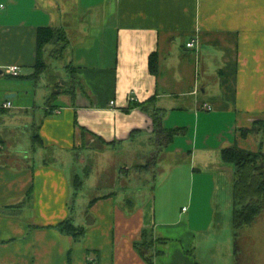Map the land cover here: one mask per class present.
<instances>
[{
    "label": "crops",
    "instance_id": "1",
    "mask_svg": "<svg viewBox=\"0 0 264 264\" xmlns=\"http://www.w3.org/2000/svg\"><path fill=\"white\" fill-rule=\"evenodd\" d=\"M43 27L65 30L79 83L45 106L38 126L42 144L38 150L32 145L36 154L16 151L4 155L10 159L6 162L0 156V264H195L173 235L183 221L173 206L180 195L178 172L169 174L159 207L158 186L163 185L158 174L151 179L154 193L132 197L126 172L121 190L111 188L87 200L77 198L69 154L96 140L129 148L154 138L152 117L130 109L132 98L154 100L165 110L163 127L181 131L164 150L157 142L137 172L158 168L174 150L176 159L185 157L177 162L188 166L184 180L194 182L211 169L215 180L227 172L233 183L234 167L222 160V149L236 146L264 154V0H0V76H9L4 71L15 65L20 78L24 74L35 81L37 34ZM179 37L194 54V86L183 93L160 91L161 69L175 56ZM192 40L197 42L188 48ZM20 90V83L0 82V103L5 102L1 95L16 97ZM180 98L188 101L178 104ZM204 103L211 109L204 110ZM187 120L194 123L193 132ZM201 121L205 138L199 143ZM190 132L193 149L178 147ZM4 142L0 139V145ZM46 148L57 149L52 162L44 155ZM181 205L188 208L191 223L198 202L189 197ZM67 219L86 226L80 242L57 228ZM144 230L148 236L141 235ZM136 242H146L145 256Z\"/></svg>",
    "mask_w": 264,
    "mask_h": 264
},
{
    "label": "rangeland",
    "instance_id": "2",
    "mask_svg": "<svg viewBox=\"0 0 264 264\" xmlns=\"http://www.w3.org/2000/svg\"><path fill=\"white\" fill-rule=\"evenodd\" d=\"M181 38L173 52L175 56L171 61L165 63L163 70L161 69L160 91L183 93L191 90L194 86V83H191L190 75L191 65L195 62L194 54L185 48L186 40ZM67 46L68 42L65 41L45 47L42 56L47 68L39 80L30 82L31 80H28L24 74L22 78L0 76L1 83L4 81L21 84V90L18 91L17 96L9 99L12 102V108L0 113V139L5 140L4 144L0 145V156L4 160L3 162L10 161V159H6L5 154H16V151H19L22 156L36 154L32 148V140L38 126L45 118L44 108L47 106L48 99L64 89L77 86L78 82L74 78L75 71L70 63V52L67 50ZM163 76H166V79H162ZM1 96V100H7L6 96ZM200 97L207 100L209 96L206 97L201 93ZM188 99H193V97H188ZM168 101L173 102V100ZM187 101L186 98H180L177 103L185 104ZM55 104L60 105L59 101ZM204 122H200L199 143L203 142L205 138ZM185 123L192 124L190 126L193 132L194 123H190L188 120ZM192 132L187 133L188 136H183L177 146L192 150L193 146L190 144L193 140ZM216 136L217 133L211 135L210 143H215ZM156 137L158 138V135L154 138H145L141 143L136 142L129 148L121 145L106 147L103 142L96 140L91 147L81 148L77 152L70 153L69 157L74 162L70 166L68 165V168L71 167L69 172L72 174V178L78 174L83 181L77 198L79 196L91 200L97 195L105 194L111 188L121 190L124 185L126 186V179L122 180L123 174L126 172L130 173L132 197L140 192L142 197L143 194L155 192L154 189H150L153 185L151 179L152 176L158 174V183L163 185L162 188L158 186L159 207V199L166 194L167 185L165 183L171 181L169 174L178 172L180 195L177 198L173 196L176 200L173 206L175 205L174 208L183 221L173 229V235L174 238H177L178 243L183 244L189 253V258L195 264H264V214L252 226L240 230L237 238L234 236L233 183L227 172L220 180H215L211 169L203 170L202 175H197L194 182L190 177L184 180V177L189 176L188 172L186 173L188 166L179 163L177 165V162L184 160L185 157L180 156L176 159L174 150L170 152L166 161L159 160L158 168L153 165L152 170L148 173L137 172L135 167L145 164L149 160L148 157H151V152L157 142L161 146L158 147L161 150H164L168 145L162 137L157 139L158 141ZM34 145L36 150L40 149L38 140ZM43 150L49 162H52L53 158L58 155L57 149L46 148ZM167 166L170 167L167 169ZM184 166H186L185 169ZM202 178L203 181H201ZM95 183L98 184V188L92 189ZM202 185L205 190L203 194L199 192ZM191 187H194V191L190 192ZM161 193H163V197L159 196ZM189 197H192L194 202H198V210H196L191 223H188L187 220L188 208L182 209L181 205L182 201ZM193 211L194 209H192V213ZM208 217L211 218L210 222L207 220ZM204 218L206 219L204 220ZM146 253H148L147 250Z\"/></svg>",
    "mask_w": 264,
    "mask_h": 264
},
{
    "label": "trees",
    "instance_id": "3",
    "mask_svg": "<svg viewBox=\"0 0 264 264\" xmlns=\"http://www.w3.org/2000/svg\"><path fill=\"white\" fill-rule=\"evenodd\" d=\"M65 41L69 43L66 32L62 28L43 27L38 30L37 63L35 65V73L32 76L33 79L38 80L47 68V64L42 56L45 47L49 44L64 43ZM153 60L152 56L150 60L151 71L155 72L156 67ZM15 78H20V76ZM74 78L79 83L76 73H74ZM65 91H72V88L64 89L57 95L50 96L47 104H52L57 96ZM132 108H140L152 117L155 134L159 138L162 137L166 143L171 141L181 131V129L168 131L163 127L165 110L157 108L154 100H150L147 103H139L137 100H132L130 109ZM1 111L4 112V110ZM38 129L39 127L32 140L34 144L37 140L42 144ZM221 158L225 163L231 164L234 167L232 220L234 236L237 238L240 230L244 227L252 226L264 214V154L261 151L251 152L234 146L222 149ZM72 184L76 190L80 189L83 185L82 178L78 174H75L72 178ZM57 228L61 232L71 236L76 243L80 242L86 235V226H80L71 219L61 222ZM141 235L148 236L149 233L144 230ZM141 244L136 242V248L142 256H145L144 248L148 246L146 242ZM147 260L150 261L148 258Z\"/></svg>",
    "mask_w": 264,
    "mask_h": 264
},
{
    "label": "built area",
    "instance_id": "4",
    "mask_svg": "<svg viewBox=\"0 0 264 264\" xmlns=\"http://www.w3.org/2000/svg\"><path fill=\"white\" fill-rule=\"evenodd\" d=\"M196 40H192L191 42L187 43V47L188 48H193L196 44ZM19 72H20V67L19 66H10L8 67L5 71H4V74L6 75H9V76H13V77H17L19 76ZM132 100H135L132 98ZM12 102L10 100H6L5 102L3 103H0V111L1 110H8L10 108H12ZM202 108L204 110H210L211 109V106L208 104V103H204L202 105Z\"/></svg>",
    "mask_w": 264,
    "mask_h": 264
},
{
    "label": "water",
    "instance_id": "5",
    "mask_svg": "<svg viewBox=\"0 0 264 264\" xmlns=\"http://www.w3.org/2000/svg\"><path fill=\"white\" fill-rule=\"evenodd\" d=\"M0 73H2V72L0 71ZM14 97H15L14 94H10V95H7V96H6L7 99H9V98H14Z\"/></svg>",
    "mask_w": 264,
    "mask_h": 264
}]
</instances>
